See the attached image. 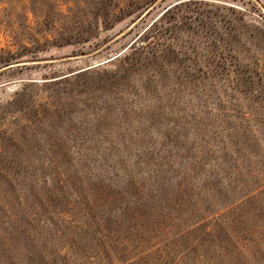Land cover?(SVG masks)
I'll use <instances>...</instances> for the list:
<instances>
[{
    "label": "rangeland",
    "instance_id": "rangeland-1",
    "mask_svg": "<svg viewBox=\"0 0 264 264\" xmlns=\"http://www.w3.org/2000/svg\"><path fill=\"white\" fill-rule=\"evenodd\" d=\"M195 118L264 173V0H0V264H264V199L70 203L75 159Z\"/></svg>",
    "mask_w": 264,
    "mask_h": 264
},
{
    "label": "trees",
    "instance_id": "trees-1",
    "mask_svg": "<svg viewBox=\"0 0 264 264\" xmlns=\"http://www.w3.org/2000/svg\"><path fill=\"white\" fill-rule=\"evenodd\" d=\"M105 11V5L100 1L96 15L103 16L104 20ZM127 60L125 54L119 59V66ZM153 130L161 132L162 136L123 140L119 145L114 141L107 142L112 149L114 145L125 143L124 148H134L132 152L75 159L78 168L72 174L70 203L82 207L88 220H103L109 216L119 219L128 214L145 216L144 209L129 213L131 207L137 210V206L147 207L150 215L157 204L172 205L171 209H174L173 205L207 198L222 199L229 204L233 200L254 203L264 199V173L245 169L246 173H242L245 159L233 155L227 131L223 128L195 118L190 123L179 120L170 126H154ZM50 180L51 176L42 177L44 184ZM222 190L225 192L221 193ZM100 191L108 195L102 197ZM104 200L108 203H101ZM89 201L93 206L98 205V209L88 206ZM64 215L69 212L62 209L60 216ZM14 239L15 236L8 240L9 244ZM43 255L42 252L43 264L58 263L56 257L50 259ZM63 259L58 264H67Z\"/></svg>",
    "mask_w": 264,
    "mask_h": 264
},
{
    "label": "water",
    "instance_id": "water-1",
    "mask_svg": "<svg viewBox=\"0 0 264 264\" xmlns=\"http://www.w3.org/2000/svg\"><path fill=\"white\" fill-rule=\"evenodd\" d=\"M125 50H126V49L122 50V52H124ZM122 52H121V53H122ZM121 53H120V54H121ZM112 59H113V57L107 58V59L101 61L99 64H103V63L108 62V61H110V60H112ZM89 68H91V67H87V68L82 69V70H86V69H89ZM77 72H78V71H77Z\"/></svg>",
    "mask_w": 264,
    "mask_h": 264
}]
</instances>
